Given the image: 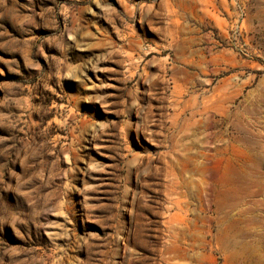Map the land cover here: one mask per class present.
<instances>
[{"label":"rangeland","instance_id":"1","mask_svg":"<svg viewBox=\"0 0 264 264\" xmlns=\"http://www.w3.org/2000/svg\"><path fill=\"white\" fill-rule=\"evenodd\" d=\"M0 264H264V0H0Z\"/></svg>","mask_w":264,"mask_h":264}]
</instances>
